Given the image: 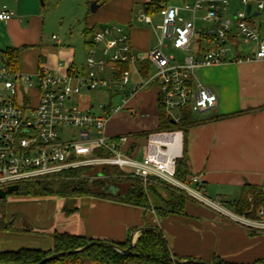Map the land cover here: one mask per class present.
I'll return each instance as SVG.
<instances>
[{"label":"crops","instance_id":"1","mask_svg":"<svg viewBox=\"0 0 264 264\" xmlns=\"http://www.w3.org/2000/svg\"><path fill=\"white\" fill-rule=\"evenodd\" d=\"M94 2L98 8L92 13L90 5ZM145 3L148 0H0V10L5 6L15 14L9 21L0 20V53L22 48L18 72L24 74L64 73L69 67L82 70L94 33L120 25L133 53L145 59L154 49L153 43L143 27L147 23L136 21L132 10L133 4L144 8ZM47 8H61L64 14L54 26L45 15ZM183 17L191 19L188 14ZM147 65L139 62L130 67L132 83L149 76L142 71ZM3 66L0 58V69ZM196 71L201 74L196 77L199 82L218 97V105L192 114L188 178L199 177L212 199L232 207L244 185L264 188V62ZM129 93L130 87L108 93L109 103L113 105L114 99H120L122 105ZM158 101L155 86L142 89L129 99L126 110L116 115L121 116V130L116 131L111 122L108 125L110 138L128 137L125 150L137 159L142 157L145 135L158 129ZM109 191L115 193L114 188ZM159 198L155 196L152 202L159 204ZM14 199L6 201L15 218L14 230L8 233L34 231L44 235L47 241L33 250L52 251L56 234L114 244L129 243L133 237L136 243L142 236L140 229L155 227L162 232L169 253L181 260L212 264L215 258L233 264H258L264 260V231L248 230L191 201L186 204L185 216L159 218L154 209L95 197L79 198L75 208L68 211L66 201L58 197ZM27 221L29 227L25 225Z\"/></svg>","mask_w":264,"mask_h":264},{"label":"built area","instance_id":"2","mask_svg":"<svg viewBox=\"0 0 264 264\" xmlns=\"http://www.w3.org/2000/svg\"><path fill=\"white\" fill-rule=\"evenodd\" d=\"M232 3H239L242 9L230 18ZM201 12L203 17H199ZM183 14L191 19L186 20ZM158 15L162 40L145 59L133 53L123 27L110 25L94 33L82 70L69 67L64 73L40 71L31 75L13 72L5 65L0 69V190L55 180L74 170L118 168L139 180L145 189L160 185L248 230L264 231L263 211L260 220L247 219L227 210L221 200L212 199L199 177L185 182L177 179L181 132L150 134L141 159L127 154L128 137L110 138L107 134L111 119L126 110L129 99L151 86L158 89L159 101L176 125L186 110L199 113L215 108L218 97L199 82L195 71L264 62V0H186L180 5H164ZM14 16L5 6L0 10L1 21ZM138 20L152 23L144 10ZM200 20L211 25L207 32L198 28ZM199 37L206 38L200 50ZM165 41L186 53L183 65L165 55ZM139 62L152 66L155 73L132 83L130 68L124 66ZM128 87L131 93L122 105L109 103L101 114L68 106L84 90L119 93ZM66 132L71 133L69 140L62 138Z\"/></svg>","mask_w":264,"mask_h":264},{"label":"trees","instance_id":"3","mask_svg":"<svg viewBox=\"0 0 264 264\" xmlns=\"http://www.w3.org/2000/svg\"><path fill=\"white\" fill-rule=\"evenodd\" d=\"M186 0H150L144 4V11L147 15H158L164 5L172 3H183ZM205 37L197 39V49H201ZM23 49L10 48L0 53V58L4 65L13 72L19 71V62ZM125 69L130 66L125 65ZM150 66L147 65L142 71L149 74ZM158 129L156 132L178 131L182 133V149L176 159V177L185 182L190 176V165L188 157L189 130L193 125L191 110H186L182 114L180 124H174L167 116L164 106L158 101ZM264 109V108H262ZM152 134V133H151ZM150 134L145 135L147 138ZM95 177H98L95 179ZM59 181H42L37 183L21 185L19 192L15 195L29 198L58 197L68 202L70 199L83 197H95L123 203L125 205L143 208L145 210L154 209L159 218L170 216H185V207L189 201L185 196L169 189L167 197L161 198L156 194L152 185L144 188L143 184L130 176H127L118 168L101 169L85 168L64 173ZM109 188L115 189V193L107 192ZM147 191H152L158 198L159 204L151 203ZM3 207L6 200H0ZM5 208V207H4ZM233 212L239 216L251 220H260L259 213L264 212V188L246 184L242 188V193L234 204ZM65 211L68 208L65 206ZM15 221L9 223L5 219H0V232H12ZM160 231V230H159ZM161 232V231H160ZM162 233V232H161ZM163 236L153 232H145L135 243L131 254L125 256L114 249L95 245L94 247L70 256L59 257L55 261L47 264H173L168 261L163 249ZM91 242L84 238L69 235L56 234L54 236V248L52 251L44 252L33 249H22L19 251L3 252L0 254V264H40L44 259L63 252L79 250ZM120 249L128 248L129 243L115 244ZM178 259V258H177ZM181 260V259H179ZM193 260V259H191ZM201 262V261H200ZM195 264V263H189ZM213 264H233L215 258ZM264 264V260L258 262Z\"/></svg>","mask_w":264,"mask_h":264},{"label":"rangeland","instance_id":"4","mask_svg":"<svg viewBox=\"0 0 264 264\" xmlns=\"http://www.w3.org/2000/svg\"><path fill=\"white\" fill-rule=\"evenodd\" d=\"M95 3V2H94ZM92 3L90 5V10L92 12ZM174 4H179V3H174ZM143 5H138V4H133L132 10H133V17H135V20L137 21L139 15L143 12ZM242 8L240 7L239 3H232L229 7V15L228 17L232 18L233 14L237 12L238 10H241ZM93 13V12H92ZM46 17L52 22V26L55 25V23L60 19V17L64 16L62 9L55 8H47ZM204 13L201 12L199 17H203ZM152 23L151 24H144L143 27H145L148 32L150 33L151 40L153 43V47L156 48L160 44L162 40V31L158 28L162 24L161 17L159 15H152L150 16ZM186 20H189L190 18L187 17L185 18ZM258 22H261L262 19L259 18L257 19ZM198 28L208 31L211 27L210 24L205 23L203 21H198L197 22ZM120 26V25H119ZM50 27V26H49ZM122 27V26H121ZM76 29V27L73 28V30ZM52 31V29H49ZM235 32V29H234ZM51 33V32H50ZM60 35V34H59ZM244 50L247 49L246 46L242 47ZM163 51L165 55L169 58H173L175 61V64L183 65L184 60L186 58V53L174 49L172 46V43L170 41H165V46L163 48ZM155 73V70L152 66H150L149 69V75H152ZM195 76L200 78L201 74L196 71ZM109 92L107 90H95V91H87L84 90L82 93L77 97L74 98L73 102L68 104L69 107H74V106H79L80 110L85 111L88 108L92 111V113L95 114H101L102 107L106 106L109 104ZM114 106H120L121 101L120 99H117L113 101ZM94 106V107H92ZM120 115L113 117L111 122V126L117 131L121 130L122 125H120ZM71 137L70 132H66L65 134H62L63 140H69ZM182 147V146H181ZM109 168V167H107ZM95 169H101V168H95ZM60 179H55V181H59ZM52 181V180H50ZM153 188L156 190V194L162 196L163 198L167 197V190L164 189L162 186L158 185H152ZM107 192H110L107 190ZM149 201L152 203V200L154 202V194L152 191H147ZM22 196H18L15 194H12L7 197L6 201L10 200L11 198L20 199ZM46 198H51V197H46ZM66 201V200H65ZM190 201V200H189ZM193 202V201H191ZM7 203V202H6ZM78 203V199H70L68 202L66 201V207L69 209L75 208L76 204ZM225 208L229 211H233L232 207L229 205H225ZM5 207V208H4ZM3 207V204H0V219H5L7 222L11 223L13 222V217H11L14 213L11 207H8V205L5 204ZM29 221L25 223L29 227ZM44 235H40V233L34 232V231H29V232H20V233H6V232H0V253L2 251H18L19 249L26 248V249H37L35 247H39V245H42V242L45 243L47 241L46 237H43Z\"/></svg>","mask_w":264,"mask_h":264},{"label":"water","instance_id":"5","mask_svg":"<svg viewBox=\"0 0 264 264\" xmlns=\"http://www.w3.org/2000/svg\"><path fill=\"white\" fill-rule=\"evenodd\" d=\"M98 8L97 2H95L92 5V12H95ZM250 11V7H248V12ZM20 187L19 186H12L9 187L7 190H0V200H6L8 196L12 195V194H17L19 192ZM139 232H141L142 234L145 232H153L156 233L160 236H163L162 233L155 227H150V228H142L139 230ZM95 245H99L101 247H107V248H111L116 250L117 252H119L122 255L125 256H129L131 254V251L135 245L134 242V238L132 237L129 241V246L127 249L122 250L120 249L118 246H116L114 243H109V242H91L88 243L86 246H84L83 248L79 249V250H74V251H69V252H63V253H59V254H53L49 257H47L46 259H44L40 264H47L50 263L52 261H55L57 258L59 257H65V256H70V255H75L81 252H84L92 247H94ZM163 249H164V253L166 255V258L168 259L169 262L173 263V264H189V263H195V264H212V263H207V262H200L197 260H179L175 257H173L168 250L167 244L165 242V240L163 241Z\"/></svg>","mask_w":264,"mask_h":264}]
</instances>
